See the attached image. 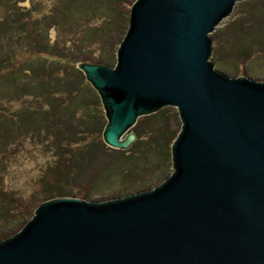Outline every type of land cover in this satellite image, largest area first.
<instances>
[{
  "label": "water",
  "instance_id": "obj_1",
  "mask_svg": "<svg viewBox=\"0 0 264 264\" xmlns=\"http://www.w3.org/2000/svg\"><path fill=\"white\" fill-rule=\"evenodd\" d=\"M241 0H136L115 67L81 62L117 149L142 116L179 109L174 172L135 194L43 202L0 264H264V81L212 60Z\"/></svg>",
  "mask_w": 264,
  "mask_h": 264
},
{
  "label": "trees",
  "instance_id": "obj_2",
  "mask_svg": "<svg viewBox=\"0 0 264 264\" xmlns=\"http://www.w3.org/2000/svg\"><path fill=\"white\" fill-rule=\"evenodd\" d=\"M21 1L25 0H0V154L25 137L46 141L43 150L51 156L41 180L54 181L45 183L51 195L45 201L60 197L59 191L70 181L89 173L98 172L102 179L123 174L125 169L117 164L125 155L121 151H132L129 164L136 172L142 170L149 154L157 151V135L173 140L170 124L162 122L155 133L140 132L139 139L149 136V140H137L129 150L109 147L102 98L76 62L77 53L83 52L96 63H115L125 38L116 40V0H54L46 5L33 0L30 8H22ZM97 14L105 20L84 28L82 18ZM130 17L131 12L125 19L128 29ZM52 29L57 31L54 41ZM95 45L100 54L95 55ZM14 206L17 213L24 211L19 202Z\"/></svg>",
  "mask_w": 264,
  "mask_h": 264
},
{
  "label": "rangeland",
  "instance_id": "obj_3",
  "mask_svg": "<svg viewBox=\"0 0 264 264\" xmlns=\"http://www.w3.org/2000/svg\"><path fill=\"white\" fill-rule=\"evenodd\" d=\"M32 1H21L19 5L22 8H30L33 4ZM35 1L46 5L54 0ZM123 2V0H116V11L119 13V15L116 13L119 22L115 32L116 40L121 35L126 36L128 27L125 19L129 17L136 0ZM103 20L105 18L101 14L82 18L84 28H88L89 24L100 25ZM214 34L216 40L212 60H218L219 71H229V76L232 77L246 76L264 81V0L239 1L235 13H231L229 19H223L214 30ZM50 37L52 41L57 39L55 29L50 31ZM67 45L70 46V42ZM93 49L95 55L101 53V48L98 45H95ZM88 55L83 52L77 53V64L80 66V63L84 61L94 62V60L86 58ZM117 63L116 55L115 63L110 66L115 67ZM16 104L20 105L21 102L17 101ZM165 108L163 114L161 113L159 116L146 115L142 116L143 119H138L137 124L124 136L127 138L133 133L136 136L135 141L128 148H116L117 151L129 150L137 143V140H141V143L149 140V136L139 139L140 132L155 133L162 122L170 124L174 134L173 140L170 137L165 138L163 135H157L155 139L157 151L149 154L150 160L146 164L147 166H140L142 170L136 172L135 166L131 167L129 164L130 159L128 158L132 156V151H121L125 152V155L122 154L123 158L119 159L117 164L125 169L123 174L112 179H102L98 172L89 173L70 181V187L68 185L59 191L60 197L56 196L51 199L75 197L93 201L135 194L162 184L174 172L172 146L183 128L179 109L175 106H166ZM23 141L18 145L8 147V153L0 154V189L4 190L0 197V242L21 231L35 215L37 208L51 196L47 192L45 183L54 180H41L51 156V152L43 150L46 141L37 142L26 137ZM164 155L166 158L161 159V156ZM17 202L24 209L22 213L16 212L14 203ZM7 215L8 219H3Z\"/></svg>",
  "mask_w": 264,
  "mask_h": 264
}]
</instances>
